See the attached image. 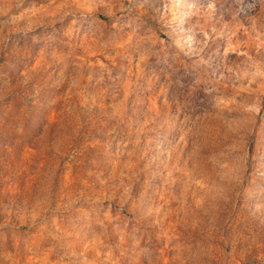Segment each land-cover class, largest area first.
Returning <instances> with one entry per match:
<instances>
[{
	"label": "rangeland",
	"instance_id": "374dc122",
	"mask_svg": "<svg viewBox=\"0 0 264 264\" xmlns=\"http://www.w3.org/2000/svg\"><path fill=\"white\" fill-rule=\"evenodd\" d=\"M0 264H264V0H0Z\"/></svg>",
	"mask_w": 264,
	"mask_h": 264
}]
</instances>
